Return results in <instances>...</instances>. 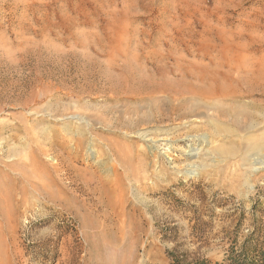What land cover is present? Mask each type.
<instances>
[{"label": "rangeland", "instance_id": "obj_1", "mask_svg": "<svg viewBox=\"0 0 264 264\" xmlns=\"http://www.w3.org/2000/svg\"><path fill=\"white\" fill-rule=\"evenodd\" d=\"M241 57L264 74V0H0V262L233 264L264 237V90L238 126L141 124L121 70L207 90Z\"/></svg>", "mask_w": 264, "mask_h": 264}, {"label": "bare ground", "instance_id": "obj_2", "mask_svg": "<svg viewBox=\"0 0 264 264\" xmlns=\"http://www.w3.org/2000/svg\"><path fill=\"white\" fill-rule=\"evenodd\" d=\"M239 60H240V62H239L237 69L241 70V73H242V71L245 72L244 74L240 75L239 77H231L230 75H225L226 79H224L223 81H217L216 83L212 84L209 88H207V90L204 89L205 87L199 88L197 86L194 87V85H192V84L189 85L187 82H185L183 80H181V82H178V88H176L177 86H176L175 82H174L175 85L173 84V82L155 83L154 84L153 83V81H154L153 77L141 79V78L135 76L134 70L132 71L131 68H129L130 66L128 67L126 64H125L126 67L121 70V75H122V79H123L122 82L131 86L132 91L134 90L132 92L134 97L133 96L132 97L135 98L136 103L139 102V103L145 105V107L147 106L149 109H151V111L152 110L154 111L153 117L151 116L152 113L148 115L149 117H145L144 114L142 116L143 118H141V116H140V119H137L138 123L142 124L145 121L148 122L149 120H152V119L154 120V122L155 121L156 122H158V121L164 122L163 116L167 115V114H165V112L162 111L163 110L162 107L164 105L161 107L160 103H161V101L165 100L169 104V105L167 104L168 107H167L166 111L169 112L170 115H174L179 120H180V118H188V117H192L194 115L200 114L201 110H199V109H201V107L203 108L207 104V108L210 107V108H213L214 110L216 109V112H217L219 117L225 118V117L229 116V119L231 118V122L233 124L239 125L241 119H251L250 113H252V112L247 111V109H246L247 107H245V104H244L245 102L242 104V102H239L238 100L243 99V97H245L246 95H252L254 92L264 90V74L261 73V69H257L253 72L248 73L249 69H247V67L249 66V63H248L249 59H247V57H241V59L239 58ZM251 66H253V64H251ZM155 71H156V69L153 72H155ZM197 77H200V75H197ZM225 83L228 84V87L225 86ZM171 85L173 88L171 87ZM188 87H190L189 91L186 90ZM173 89L176 91L175 92L176 94L174 93L173 97H175V98L172 99V102H171L169 97L171 96L170 92ZM239 89H242V90L239 91ZM214 100H216V102H214ZM204 101H208V102H204ZM222 105L229 106L230 108L225 107L226 108L225 109ZM210 108H209V110H210ZM136 112H134V113H136ZM150 118H152V119H150ZM123 123H120V124L122 126H124V128H125L126 126ZM127 126H128V124H127ZM149 136H150L149 132H145L142 134L143 139L147 138ZM190 152L191 151L188 152L189 156L195 155L194 153H190ZM119 161H123V160L120 159ZM122 164H123V162H122ZM124 164H125V162H124ZM253 164L255 166L256 165L258 166V167H256V169H261L264 166V160H260V159L258 160L257 159ZM125 166H127V165H125ZM190 173L194 174L193 172H190ZM120 178H119V180H120ZM105 186H106V184H105ZM106 189L108 190V188H106V187L102 188L103 191H106ZM62 194H63V192H62ZM63 195H65V194H63ZM0 255H1V250H0ZM2 255H3V253H2ZM2 258H3V256H2ZM0 264H2V263L0 262Z\"/></svg>", "mask_w": 264, "mask_h": 264}, {"label": "trees", "instance_id": "obj_3", "mask_svg": "<svg viewBox=\"0 0 264 264\" xmlns=\"http://www.w3.org/2000/svg\"><path fill=\"white\" fill-rule=\"evenodd\" d=\"M231 260L233 264H264V237L260 233H251L241 251ZM194 264H205V261Z\"/></svg>", "mask_w": 264, "mask_h": 264}]
</instances>
